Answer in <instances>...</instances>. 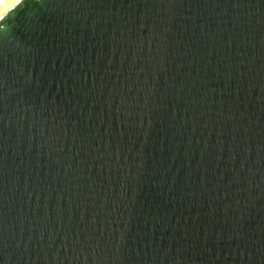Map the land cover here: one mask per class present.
<instances>
[{"label": "water", "instance_id": "95a60500", "mask_svg": "<svg viewBox=\"0 0 264 264\" xmlns=\"http://www.w3.org/2000/svg\"><path fill=\"white\" fill-rule=\"evenodd\" d=\"M2 15L0 264H264V0Z\"/></svg>", "mask_w": 264, "mask_h": 264}, {"label": "bare ground", "instance_id": "6f19581e", "mask_svg": "<svg viewBox=\"0 0 264 264\" xmlns=\"http://www.w3.org/2000/svg\"><path fill=\"white\" fill-rule=\"evenodd\" d=\"M15 4V0H0V16Z\"/></svg>", "mask_w": 264, "mask_h": 264}, {"label": "snow or ice", "instance_id": "6c2138e0", "mask_svg": "<svg viewBox=\"0 0 264 264\" xmlns=\"http://www.w3.org/2000/svg\"><path fill=\"white\" fill-rule=\"evenodd\" d=\"M15 3L19 4L20 3V0H15ZM2 18H3V15L0 16V19H2Z\"/></svg>", "mask_w": 264, "mask_h": 264}]
</instances>
